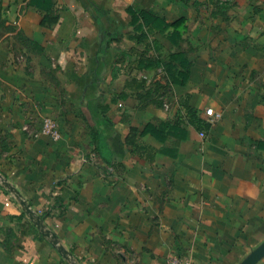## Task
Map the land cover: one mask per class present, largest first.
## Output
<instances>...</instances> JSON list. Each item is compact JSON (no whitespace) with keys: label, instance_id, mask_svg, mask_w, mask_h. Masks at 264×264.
<instances>
[{"label":"crops","instance_id":"1","mask_svg":"<svg viewBox=\"0 0 264 264\" xmlns=\"http://www.w3.org/2000/svg\"><path fill=\"white\" fill-rule=\"evenodd\" d=\"M129 7L170 24L143 54H183L159 104ZM45 116L61 139L33 136ZM263 241L264 0H0V264H238Z\"/></svg>","mask_w":264,"mask_h":264},{"label":"trees","instance_id":"2","mask_svg":"<svg viewBox=\"0 0 264 264\" xmlns=\"http://www.w3.org/2000/svg\"><path fill=\"white\" fill-rule=\"evenodd\" d=\"M128 11L130 12V14L132 15V20L130 22V24L134 25L137 29H140V33L142 35H139L138 38L139 40H147L149 39V33L153 32L154 29L157 30H165L166 28H168L170 26V24L165 22L164 17H162L161 15L154 13L153 11L149 10V9H145V8H135V7H129ZM144 27H146V30H150L149 32L147 31H143L145 30ZM145 40V41H146ZM181 56H183V54L181 52H175V53H171L170 54V62H166L165 58L162 57H152V60H147V62H145V59L142 57L140 60H143V62L147 63L142 65L141 67H146V68H158L160 66H162V68H164L166 70V72L168 73V76L170 77V79H174L173 78V67H172V62L173 61H178L179 62V58H181ZM142 62V63H143ZM141 63V64H142ZM185 67V65H184ZM187 68H189V65L187 66ZM165 72V73H166ZM166 73V74H167ZM167 79V78H166ZM158 81H155L152 83V87L147 90V93H145V97L148 98L149 94L152 95L154 91H156V84ZM141 86H145V81H142ZM151 92V93H150ZM160 103V102H159ZM189 113L191 114V116H194L193 110L189 109ZM130 135L127 138L128 142L133 143L135 136L137 135H143L145 133H148L150 131H153L156 127L153 124H147L145 129L143 131H140L139 127H136L135 125L130 126ZM90 136L91 138L94 140V142L96 143V149L99 152V154L106 158V159H110V149L108 147V144L106 142V139L104 137L103 134H101V132L95 128H93L90 132ZM109 155V156H108Z\"/></svg>","mask_w":264,"mask_h":264},{"label":"built area","instance_id":"3","mask_svg":"<svg viewBox=\"0 0 264 264\" xmlns=\"http://www.w3.org/2000/svg\"><path fill=\"white\" fill-rule=\"evenodd\" d=\"M159 69V71H161ZM145 80H150L149 75L147 73L143 74L141 76ZM120 106H122V103H119ZM165 108H170V103L169 101L164 102ZM207 114L212 116V121L215 120L216 116H214V112L212 108L207 109ZM25 130H29V126L26 125L24 126ZM47 135L48 137L54 139V140H59L62 137V132H61V127L59 123L52 117L45 116L42 119V125L39 131H35L33 133V136L37 137L39 135ZM168 264H195L194 258L191 255L188 256H172L168 259Z\"/></svg>","mask_w":264,"mask_h":264},{"label":"rangeland","instance_id":"4","mask_svg":"<svg viewBox=\"0 0 264 264\" xmlns=\"http://www.w3.org/2000/svg\"><path fill=\"white\" fill-rule=\"evenodd\" d=\"M143 31H147V32H149L150 30L148 29V30H142L141 32H143ZM140 35H142V34H140ZM161 40H162V45H161V47H158L157 45H155V47L157 48L156 49V51H158V52H161V53H164L165 52V45H164V33H163V31H162V33H161ZM146 40V39H145ZM151 44H152V42H151V40L150 39H147V42H146V46H144L143 47V49H142V52L140 53V55L144 58V59H146L147 57L149 58V59H151L152 60V58L151 57H153V56H150V55H147V54H143V53H145L146 51H148V49L149 48H152V46H151ZM131 54V53H130ZM129 54V55H130ZM132 54H136V52H132ZM138 55V54H137ZM125 58H126V56H124ZM141 57V58H142ZM123 58V57H122ZM162 58H163V56H162ZM143 60H140V61H138L137 62V67H141L142 65H144V64H147V63H145V62H143ZM142 63V64H141ZM165 72H166V70L164 69V68H162V70L161 71H158V69L156 70V73H158V74H162V75H159L158 77L159 78H157V80H155V81H158L157 82V84H156V91H154L153 92V94L152 95H150V97L152 96L153 97V102H157L158 104H159V102H163V100H164V98L166 97V93H168V92H170V88H169V80L168 79H166V74H165ZM145 88V87H144ZM153 88V87H152ZM151 93V92H150ZM25 130V129H24ZM27 131V130H26Z\"/></svg>","mask_w":264,"mask_h":264},{"label":"water","instance_id":"5","mask_svg":"<svg viewBox=\"0 0 264 264\" xmlns=\"http://www.w3.org/2000/svg\"><path fill=\"white\" fill-rule=\"evenodd\" d=\"M264 258V241L238 264H258Z\"/></svg>","mask_w":264,"mask_h":264}]
</instances>
